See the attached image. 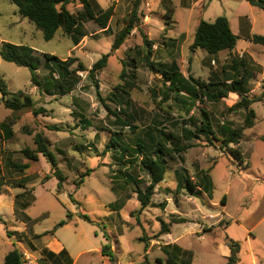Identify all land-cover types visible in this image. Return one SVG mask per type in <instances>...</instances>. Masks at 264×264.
<instances>
[{"label": "rangeland", "instance_id": "374dc122", "mask_svg": "<svg viewBox=\"0 0 264 264\" xmlns=\"http://www.w3.org/2000/svg\"><path fill=\"white\" fill-rule=\"evenodd\" d=\"M90 1L94 10L113 6V16L104 29L81 17L76 32L85 36L73 47L62 27L44 40L14 4L0 0V50L2 42L25 45L39 58V86L31 82L28 68L0 58V79L8 91L32 102V107L11 110L0 94V122H10L12 129L6 139L0 128V264L12 249L22 253V264H168L162 250L171 243L167 239L192 254L191 263L181 255L177 264H223L226 236L238 241L241 261L252 257L264 264V46L246 39L248 34L264 36V11L246 0ZM67 8L74 16L84 15L77 1ZM133 11L135 27L112 50ZM221 15L239 32L236 48L215 54L192 49L198 22ZM43 53L68 59V69L76 72L62 78L51 63L44 64ZM104 54L105 66L90 76ZM232 58L244 59L248 70L240 90H232L227 81L221 86L224 96L210 101L197 88L192 106L184 89L169 91L161 73L163 65L174 61L187 79L184 85L222 82L234 72ZM244 96L255 99L250 104L253 124L246 128L247 111L234 106ZM36 109L42 111L34 114ZM201 110L212 124L209 139L195 131ZM182 128L195 136L186 139ZM231 130L238 132L236 144L222 140ZM36 133L54 155L55 168L41 154L34 161L22 153L35 149ZM147 133L154 140L170 134L166 145L171 151L163 180L142 208L134 191L150 180L140 164L143 152L154 156ZM24 163L28 167L23 170L15 167ZM180 174L198 192L179 186ZM171 215L189 222L172 223L168 233L159 234L161 221L168 223ZM61 220L66 223L54 235H42ZM252 226L254 236L248 237ZM59 244L63 250L55 254L51 249ZM104 245L111 246V259L101 254Z\"/></svg>", "mask_w": 264, "mask_h": 264}, {"label": "trees", "instance_id": "16d2710c", "mask_svg": "<svg viewBox=\"0 0 264 264\" xmlns=\"http://www.w3.org/2000/svg\"><path fill=\"white\" fill-rule=\"evenodd\" d=\"M12 4L17 7V11L19 15L23 18L28 19L32 22L36 28H38L44 40H50L53 38L57 30L62 27L63 31L67 34H70L73 40L74 45H77L79 40L85 36V33L76 32L78 27V21H80L81 17L89 20H93L96 24L101 28H106L107 23L112 15L113 6H109L108 8L102 10H94L92 3L90 0H9ZM78 2L82 5L84 15L74 16L70 13L67 8L69 3ZM251 6L258 7L264 11V0H246ZM167 12L172 13V9L169 7ZM169 14V15H170ZM168 15V16H169ZM170 17V16H169ZM135 11L131 12L128 22L125 27L120 30L114 37L113 43L111 45V49H117L125 40L127 34L135 27ZM78 33L80 37L74 36V33ZM238 36L235 35L229 26L228 19L226 16H217L213 21L208 22L205 20H200L196 26L194 32L193 42L191 44V48H201L205 50L209 54H215L222 50H232L237 42ZM145 40V39H144ZM249 41L255 44H260L264 46V36L261 35H251L249 37ZM33 49L29 46L25 45H16L10 42H2L1 50H0V58L6 62L14 63L17 66L26 67L29 69L31 73V82L36 86H39V81L37 79L36 71L38 69L39 58L32 54ZM149 52L148 49L146 60L150 64H153L149 61ZM45 62L44 64L48 67L51 63L54 69H56L59 73V76L64 78L65 76H69L76 72V70H69L68 63L69 61L61 60L53 54L43 53ZM108 54H104L101 58H99L91 67L89 71V75L93 76L94 72L100 70L105 66ZM233 74L230 76H226V79L222 82L220 81H211L209 83L199 84L200 86L193 85H184L187 80L180 73L178 65L176 62H171L169 65H163L161 69V73L166 82H168V89L174 90L176 92H181L182 89L185 90V93L192 97L191 106L193 102L198 98V90L197 88H203L202 95H204L208 100L215 101L219 97L224 96L221 86H224V83L229 81L232 90L239 91L240 87L246 80V75L248 74V70L246 68V63L244 59L237 60L235 58L231 59ZM241 66L242 72L238 73V68ZM52 69V68H51ZM51 74L53 73L51 70L49 71ZM190 77V76H189ZM191 78V77H190ZM208 86L214 87V89L210 90ZM97 87V86H96ZM98 88V87H97ZM264 89V84H263ZM0 94L3 99V103L6 108L11 110H20L26 107H32V102L29 96L22 95L21 92L11 93L8 91L5 83L2 79H0ZM98 94V93H97ZM9 95V96H8ZM113 97H116L113 94ZM255 99L247 98L246 96L242 97L240 101L235 103V107L239 109H244L247 111L245 117V128L250 127L253 124L254 120V112L250 108V104L254 102ZM39 109L34 110V114H38ZM202 118L200 120V124L195 127V131L197 134L202 135L203 137L209 139L213 133L212 124L210 118L205 110H201ZM117 122L120 124L128 125L126 121L122 119H118ZM130 127V126H129ZM0 128L4 133L6 139L12 136V129L10 122L1 121ZM149 132V130H147ZM160 134V133H159ZM182 135L186 139H190L194 137L193 131L189 129L182 128ZM149 139L154 143L153 154L154 156L147 155L143 152L142 157L140 159V164L142 168L146 169L149 172V183L142 190L139 187H136L135 193L137 201L139 202L142 208L146 207L150 203V197L153 193L155 185L161 182L164 178V173L166 171V156L170 154L171 149L167 147V142L169 141L170 134L161 133L157 140H154L150 135ZM226 144L233 143L236 144L239 141L238 132L235 130L229 131L226 138L222 139ZM34 143L36 145L34 150L25 148L22 150V153L25 155L27 159L36 161L38 159V155L41 154L47 160L51 167L55 168V158L52 152L48 149L47 144L41 133H36L34 136ZM139 152H142V145L137 143V148ZM184 148H175L177 152L182 151ZM171 156V155H170ZM134 161L130 160V163H134L136 158H132ZM18 170H23L27 168V163L16 165ZM56 175L61 179L60 172L57 170ZM181 175V174H180ZM179 179V176H178ZM131 180V179H130ZM81 182V181H80ZM178 185L184 188L188 193L194 194L198 192L196 189L195 183L187 176L181 175L178 180ZM207 187H205V190ZM87 221L90 219L81 215ZM23 219H26L25 217ZM186 219L179 215H171V219L168 223L161 221V228L159 230V234H165L169 232V226L172 223H182L185 222ZM66 223V220L59 221L55 227L51 231H46L42 235L49 234L54 235V230L57 227H60ZM37 236V235H36ZM226 243L230 248V256L227 258L225 264H235L237 261V254L239 251V243L226 238ZM64 252V251H62ZM112 250L111 246L104 245L101 248V254L109 256L112 258ZM51 254V252H50ZM43 255L45 258L49 257L47 252L44 250ZM51 257H56L55 254L52 253ZM23 257L22 253L18 249H12L8 251L3 259V264H22ZM168 264H176L175 259L168 256L167 259Z\"/></svg>", "mask_w": 264, "mask_h": 264}, {"label": "crops", "instance_id": "0c3cea01", "mask_svg": "<svg viewBox=\"0 0 264 264\" xmlns=\"http://www.w3.org/2000/svg\"><path fill=\"white\" fill-rule=\"evenodd\" d=\"M112 16H113V14L111 15V17H110V19L112 18ZM109 19V20H110ZM238 20H239V17H238ZM109 22V21H108ZM228 22H229V26H230V29H231V31L235 34V35H237L238 37H239V32H237V31H235L234 29H233V27H232V24H231V21L230 20H228ZM107 26H108V24H107ZM106 26V27H107ZM104 29V28H103ZM251 35L250 34H248V36L246 37V39L249 41V37H250ZM84 37V36H83ZM82 37V38H83ZM81 38V39H82ZM80 39V40H81ZM79 40V41H80ZM79 43V42H78ZM236 45H237V43H236ZM236 45H235V47L234 48H236ZM76 45H73V47H75ZM206 187V186H205ZM196 189H197V186H196ZM185 222H189V221H185ZM202 225H203V223H201ZM201 224L200 225H196L195 226V229H196V234L198 233V234H200L199 233V230H201V228H200V226H201ZM253 226L251 227V228H249L248 229V232L246 233V235L248 236V237H252V236H254L253 234H252V230H253ZM170 231V230H169ZM203 233V232H202ZM161 238H162V236H161ZM226 238H230L229 236H226ZM163 239V238H162ZM230 239H232V238H230ZM164 240V239H163ZM232 240H234V239H232ZM167 241H169V242H171V243H167L169 246L165 249H162L163 250V252L167 255V256H170V257H172L173 259H175V261H176V264L178 263V261H179V259L181 258V255H186V261L188 260V262L189 263H191V261H192V254H191V252L190 251H188L187 249H184V248H182V247H179V246H177L176 245V243L175 242H172V241H170L169 239H167ZM234 241H236V240H234ZM225 242V241H224ZM236 242H238V241H236ZM171 244V245H170ZM62 245L61 244H59L58 245V247L57 248H55V249H51L55 254H58L59 253V251H61V250H63L62 249ZM239 252H240V245H239V251H238V254H237V261H236V263L235 264H257V261H256V259H254V258H252V257H250V259H247V260H244V261H241V259L239 258ZM230 253H231V251H230V248H229V246L227 245V243L225 242V247L223 248V251H222V257H223V264H225L226 263V261H227V258L230 256Z\"/></svg>", "mask_w": 264, "mask_h": 264}]
</instances>
